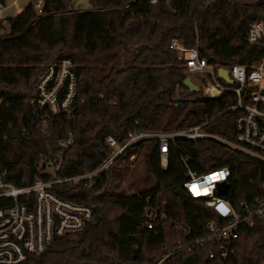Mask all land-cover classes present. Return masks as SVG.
I'll list each match as a JSON object with an SVG mask.
<instances>
[{
  "label": "trees",
  "instance_id": "trees-1",
  "mask_svg": "<svg viewBox=\"0 0 264 264\" xmlns=\"http://www.w3.org/2000/svg\"><path fill=\"white\" fill-rule=\"evenodd\" d=\"M90 3V10L81 11L73 8L72 0H45L41 16L28 5L23 15L11 20L10 36L0 39V129L10 134L7 141H0V172L7 170L5 180L15 186L28 185L42 175L36 169L39 153L54 147L71 128L75 137L65 152L62 176L100 165L109 155L104 144L107 135L121 143L130 130L177 131L208 121L204 131L234 138L237 112L227 109L236 102L233 93L184 98L197 92L183 85V62L168 44L179 39L188 47L196 46L215 67L250 65L264 56L262 45L245 41L249 24L264 10V0ZM54 54L56 58L51 59ZM62 58L75 65L74 116L51 118L47 132L38 128L24 137L19 130L40 112L31 105L36 82L48 63ZM178 87L185 89V96L175 98ZM138 149L156 185L128 194L118 192L128 169L121 162ZM220 166L231 172L229 190L222 196L232 203L264 194V162L221 142L176 139L169 146L163 170L158 143L141 141L103 171L95 185L74 184L64 193L80 202L96 201L92 222L19 264H155L179 243L204 235L206 223L221 220L204 200L175 195L183 189L188 168L201 174ZM9 203L0 199V208ZM149 206L157 210L158 219L153 229H143ZM177 224L190 233L186 235ZM210 251H216L211 243L192 245L175 251L164 264H215V259L208 258ZM224 264H264V219L240 228L235 251Z\"/></svg>",
  "mask_w": 264,
  "mask_h": 264
},
{
  "label": "built area",
  "instance_id": "built-area-1",
  "mask_svg": "<svg viewBox=\"0 0 264 264\" xmlns=\"http://www.w3.org/2000/svg\"><path fill=\"white\" fill-rule=\"evenodd\" d=\"M44 1L31 0L24 7L19 6L18 0H12L8 5L0 2V39L10 36L11 20L23 15L28 5L37 16L44 15ZM147 2L155 3L156 0ZM11 6L16 8L13 15L7 13ZM245 41L264 47L263 10L249 24ZM168 48L182 60L184 73L198 85L197 93H200L201 97L217 98L225 91L233 93L236 102L227 109L237 112L234 138L227 139L204 131L202 126L208 121L177 131L130 130L121 143L113 136L107 135L104 144L109 148V155L100 165L89 171L62 176L60 173L64 155L75 137L74 129H69L66 137L58 139L54 147L48 148L47 152L39 153L36 169L42 175L36 176L28 185L15 186L5 180L7 170L0 172V199L10 201L0 208V264H19L25 261L28 255L45 251L55 239L85 229L93 220L96 201L92 199L80 202L74 196L64 197V193L74 184L81 183L85 187L95 185L103 171L117 162L129 147L141 141L153 139L158 143L160 166L163 170L167 167L170 144L181 138L192 141L212 139L264 162V56L250 65L233 64L226 68L233 81L232 84H227L220 81L217 76L219 67L210 65L196 46L188 47L182 40L173 39ZM75 72V65L68 58L45 66L36 82L35 99L31 101V105L40 112L27 127L19 130V134L29 137L38 128L47 132L49 120L61 115L73 118L74 110L77 108ZM99 98L104 99V96L99 95ZM105 103L111 104L113 100H105ZM7 126L11 128L12 123H8ZM9 135L0 129V141H7ZM136 158L138 157L134 153L128 159L122 160V163L128 162L129 167H132ZM212 174L217 176L222 174L223 178L208 180L207 177ZM230 176L231 172L227 166L216 167L201 174L187 169L186 180L182 184L183 190L189 198L204 200L205 205L213 209L221 220L206 223L204 235L187 244L179 243L175 251L192 245L211 243L216 251H210L208 258L215 259V264H224L235 251L240 228L250 227L257 220L264 219V194L250 201L240 199L232 203L218 193L217 184L222 181L229 184ZM193 184L197 185L201 195H193L191 191ZM262 190L264 192V185ZM157 219V210L151 206L147 207L143 215V229H153ZM164 219L166 217L161 216V220ZM177 228L186 232V235L190 233L180 224H177ZM174 252L166 253L155 264H164Z\"/></svg>",
  "mask_w": 264,
  "mask_h": 264
},
{
  "label": "rangeland",
  "instance_id": "rangeland-1",
  "mask_svg": "<svg viewBox=\"0 0 264 264\" xmlns=\"http://www.w3.org/2000/svg\"><path fill=\"white\" fill-rule=\"evenodd\" d=\"M29 1L31 0H18V4L19 6L24 7ZM11 2L12 0H4L5 5L10 4ZM72 3L74 9H78L81 11H86L91 9L90 0H72ZM15 10L16 8L11 6L8 9L7 13L13 15L15 14ZM54 58H56L55 54L52 56L51 59ZM184 90H185L184 88L178 87V89H176L175 91V98H180L185 96L183 95ZM195 97H201L200 93H195L184 98L194 99ZM136 156L138 158H136L135 162L132 163L133 168L129 167L130 165L127 164L128 162L127 163L121 162L122 164H126L128 166V169L126 170V173L123 174L121 182L119 183V187H117L118 192H123L125 194H128L137 191H143L145 189H150L156 185L155 179L151 175H149L145 170V166L141 159L143 157V151L138 149L136 152Z\"/></svg>",
  "mask_w": 264,
  "mask_h": 264
},
{
  "label": "water",
  "instance_id": "water-1",
  "mask_svg": "<svg viewBox=\"0 0 264 264\" xmlns=\"http://www.w3.org/2000/svg\"><path fill=\"white\" fill-rule=\"evenodd\" d=\"M217 76L219 79H221L223 82L227 83V84H232L233 81L232 79L229 77L228 75V70L226 68H223V67H219L217 69ZM183 85L185 87H187V89L190 91V92H197L199 87L198 85H196L191 79L190 77L186 76L183 80ZM2 104V101L0 100V105ZM229 188V184L228 182L226 181H222V182H219L217 184V191L218 193L220 194H223L227 191V189ZM175 195L178 196L179 198H181L182 200H187L189 199V196L186 194V192L179 188L175 191Z\"/></svg>",
  "mask_w": 264,
  "mask_h": 264
},
{
  "label": "snow or ice",
  "instance_id": "snow-or-ice-1",
  "mask_svg": "<svg viewBox=\"0 0 264 264\" xmlns=\"http://www.w3.org/2000/svg\"><path fill=\"white\" fill-rule=\"evenodd\" d=\"M220 175L222 176V174H220ZM216 176H217L216 174H212L211 176L207 177V179L208 180H215ZM191 191H192L193 195H197V196L201 195L200 191L198 190L197 185H195V184H193L191 186ZM205 194H207V190H205Z\"/></svg>",
  "mask_w": 264,
  "mask_h": 264
},
{
  "label": "clouds",
  "instance_id": "clouds-1",
  "mask_svg": "<svg viewBox=\"0 0 264 264\" xmlns=\"http://www.w3.org/2000/svg\"><path fill=\"white\" fill-rule=\"evenodd\" d=\"M223 176H216L215 179H222Z\"/></svg>",
  "mask_w": 264,
  "mask_h": 264
}]
</instances>
